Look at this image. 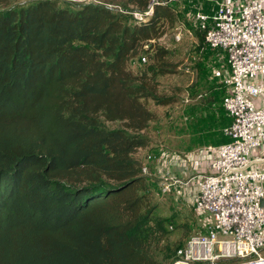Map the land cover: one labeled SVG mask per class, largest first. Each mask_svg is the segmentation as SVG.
Wrapping results in <instances>:
<instances>
[{"label": "trees", "instance_id": "obj_1", "mask_svg": "<svg viewBox=\"0 0 264 264\" xmlns=\"http://www.w3.org/2000/svg\"><path fill=\"white\" fill-rule=\"evenodd\" d=\"M156 1L136 23L150 0H0V264H170L205 234L169 242L153 160L135 153L157 120L148 103H172L158 90L176 72L160 40L183 25L212 50L187 13L215 7Z\"/></svg>", "mask_w": 264, "mask_h": 264}, {"label": "built area", "instance_id": "obj_2", "mask_svg": "<svg viewBox=\"0 0 264 264\" xmlns=\"http://www.w3.org/2000/svg\"><path fill=\"white\" fill-rule=\"evenodd\" d=\"M187 1H207L215 7L211 15L196 7L188 18L203 31L205 44L226 58L221 105L230 122L222 129L226 142L197 153L211 156L208 172L198 171L185 180L168 169L161 172L162 193L193 188L194 209L206 216L205 234L190 236L170 264H264V169L252 166L261 159L251 158L252 151L264 148V0ZM156 3L150 0L143 13L133 12L136 23L146 21ZM153 159L148 155L146 162ZM141 172L147 175L148 167Z\"/></svg>", "mask_w": 264, "mask_h": 264}, {"label": "rangeland", "instance_id": "obj_3", "mask_svg": "<svg viewBox=\"0 0 264 264\" xmlns=\"http://www.w3.org/2000/svg\"><path fill=\"white\" fill-rule=\"evenodd\" d=\"M26 1L14 0L16 3ZM191 14L190 9L187 15ZM175 32L179 34V40L168 36L160 43L169 49L176 72L158 78L159 92L172 98V103L164 107L148 103L157 120L147 130L148 147L135 153L142 162L148 154L154 157L149 163L152 197L161 216L174 217L168 237L172 244L184 242L190 235L201 231L206 225V216L197 215L194 210L193 188L178 187L162 193L159 186L161 172L179 167L182 172L174 175L183 180L194 174V170L195 173L208 172L206 162L211 156H197V153L206 146H217L225 141L222 129L228 121L221 106L225 93L222 80L227 73L224 54L217 50L201 51V43L186 26L179 25ZM130 69L137 72L139 66L132 64ZM105 126L115 128L119 124L105 123ZM187 228L190 231L183 233Z\"/></svg>", "mask_w": 264, "mask_h": 264}, {"label": "crops", "instance_id": "obj_4", "mask_svg": "<svg viewBox=\"0 0 264 264\" xmlns=\"http://www.w3.org/2000/svg\"><path fill=\"white\" fill-rule=\"evenodd\" d=\"M227 74V73H226ZM261 84L264 86V77L261 81ZM208 147H215V146H206L205 148H202L200 150L206 149ZM251 158L252 159H261L260 161L257 162H252V166H254L257 169H264V148L258 149V150H254L251 153ZM198 167V166H197ZM174 170H170V173L172 175H174V173L176 172V174L182 172V169H179V167H173ZM196 169V168H195ZM195 173V170L193 171ZM193 175V174H192ZM175 176V175H174Z\"/></svg>", "mask_w": 264, "mask_h": 264}]
</instances>
